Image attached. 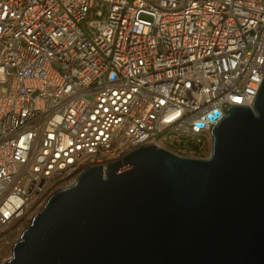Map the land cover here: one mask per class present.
Masks as SVG:
<instances>
[{"label":"built area","instance_id":"obj_1","mask_svg":"<svg viewBox=\"0 0 264 264\" xmlns=\"http://www.w3.org/2000/svg\"><path fill=\"white\" fill-rule=\"evenodd\" d=\"M263 79L264 0H0V245L140 145L209 157Z\"/></svg>","mask_w":264,"mask_h":264},{"label":"water","instance_id":"obj_2","mask_svg":"<svg viewBox=\"0 0 264 264\" xmlns=\"http://www.w3.org/2000/svg\"><path fill=\"white\" fill-rule=\"evenodd\" d=\"M224 111L209 157L144 144L86 169L4 264H264V79L252 106Z\"/></svg>","mask_w":264,"mask_h":264},{"label":"rangeland","instance_id":"obj_3","mask_svg":"<svg viewBox=\"0 0 264 264\" xmlns=\"http://www.w3.org/2000/svg\"><path fill=\"white\" fill-rule=\"evenodd\" d=\"M12 253L11 246L8 244L0 245V264H4V262L10 258Z\"/></svg>","mask_w":264,"mask_h":264}]
</instances>
